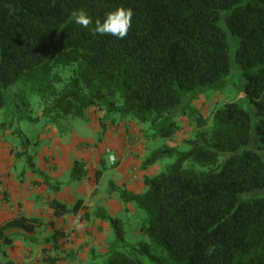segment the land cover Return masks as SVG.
I'll return each instance as SVG.
<instances>
[{"label": "trees", "instance_id": "trees-1", "mask_svg": "<svg viewBox=\"0 0 264 264\" xmlns=\"http://www.w3.org/2000/svg\"><path fill=\"white\" fill-rule=\"evenodd\" d=\"M119 7L134 13L122 40L93 35L70 20L72 11L84 9L103 22ZM232 63L255 104V131L264 145V0H0V109L18 85L27 90L22 103L31 107L37 96L50 122L84 119L95 107L102 126L109 117L115 124L135 118L154 138L174 137L184 118L194 122L193 136L183 139L189 148L164 144L143 160L147 169L172 159L143 175L144 190L119 189L142 212L148 240L128 242L123 220L103 206L80 213L83 198L71 205L56 195L48 199L56 218L93 216L113 228V242L90 264H264V196L253 192L264 189V157L249 147L252 116L236 100L217 106L210 118L200 105L223 85ZM22 136L16 155L26 156L40 182L58 192L61 182L37 166L28 152L31 138ZM87 174L85 162L75 159L71 176ZM101 174L102 168L97 180ZM40 223L33 216L8 219L0 238L11 244L9 231L31 233ZM64 235L55 228L52 238Z\"/></svg>", "mask_w": 264, "mask_h": 264}, {"label": "rangeland", "instance_id": "rangeland-1", "mask_svg": "<svg viewBox=\"0 0 264 264\" xmlns=\"http://www.w3.org/2000/svg\"><path fill=\"white\" fill-rule=\"evenodd\" d=\"M232 38L235 49L237 39ZM244 83L241 69L232 63V69L223 85L202 96L201 111L204 116L210 118L217 106L227 101H238L250 112L254 123L249 147L264 157V145L255 131L258 115L255 104L245 96ZM30 89L37 91L33 87ZM26 91L18 85L11 87L7 93L8 103L0 109V160L10 165L14 178L23 179L30 187L38 189L43 196L58 194L70 205L78 198H83L85 208H82L80 213L103 206L123 220L128 242L148 240L147 234L141 230L142 212L139 213L135 202L124 201L119 196V189L125 187L138 192L144 190L143 175L160 171L172 159H160L147 169L141 168L143 160L155 148L164 144L189 148L190 145L183 139L193 136L194 122L184 118L182 128L170 138H154L146 128L148 124L135 118L122 119L115 124L109 117L106 118V126H102V110L95 107L88 110L87 118H60L50 122V116H42L43 105L38 103L37 96L30 98L31 107L22 103V99L26 98H21L20 95L25 96ZM29 115L40 118L33 120L28 118ZM19 129L22 130L21 134L15 131ZM23 134L31 138L28 152L34 155L37 166L41 167V164L46 163L47 173L61 182L59 192L53 194L51 189L40 188V175L29 169L26 156L16 155V151L23 145ZM110 153L116 156L114 163L111 162ZM75 159L85 162L88 167L86 176H71ZM100 168L102 174L97 180L96 171ZM4 192L6 190L0 181V198L3 203H7L9 207L13 206L19 214L28 209L21 203H10V193ZM253 192L255 195L264 196V189ZM44 206L40 216L41 223L33 234L13 229L9 231V235L14 239L11 244L4 243L0 238V264H90L92 256L104 252L113 242L115 233L108 222L93 216L79 219L73 213L60 218L54 216L51 220L53 216L47 212L49 204ZM7 218L9 217L5 216L3 220ZM55 228L65 233L57 242L52 238ZM72 252L73 256L60 262L65 255ZM52 258L56 259L55 263Z\"/></svg>", "mask_w": 264, "mask_h": 264}, {"label": "crops", "instance_id": "crops-1", "mask_svg": "<svg viewBox=\"0 0 264 264\" xmlns=\"http://www.w3.org/2000/svg\"><path fill=\"white\" fill-rule=\"evenodd\" d=\"M0 157H1V155H0ZM41 168L45 170L47 168L46 163H45V165L41 164ZM21 180L20 179L16 180V178H14V174H12L10 172V165H8V164H6L0 160V181H1V186H4V188L6 190V192H4V193H10V195H11L10 203H21L25 207L28 208L26 211L19 214V212L16 209L14 210L13 206L9 207V205H6L7 203L6 204L3 203V201L0 198V224L3 223L4 221L8 220V219H11V218H14L17 216H21V215H25L27 217L33 216V217H39L40 218L41 213H42V208L45 207L44 206L45 204H48V199L53 196V195L43 196V195H41L40 192L37 191L38 189H36L35 187L34 188L30 187L27 182L23 181V179H21ZM40 188H47V186L44 183H42ZM52 193L54 194V192H52ZM42 196H43V199H41ZM56 196L58 198L64 200V201H66L64 197H61L58 194ZM43 201L45 203H43ZM11 209H13V210H11ZM48 211L52 214L53 217L51 220H53L54 211H53V208L50 207V205H49L47 212ZM5 216H7L9 218H7L6 220H3V218H5ZM30 234H33V232H31ZM64 260H66V259H63V260L61 259L60 262H64Z\"/></svg>", "mask_w": 264, "mask_h": 264}, {"label": "clouds", "instance_id": "clouds-1", "mask_svg": "<svg viewBox=\"0 0 264 264\" xmlns=\"http://www.w3.org/2000/svg\"><path fill=\"white\" fill-rule=\"evenodd\" d=\"M133 15L131 8L119 7L115 11L107 13L103 22L100 19L93 22V18L87 11L79 9L71 12L70 20L85 29H90L93 35H110L122 40L127 37L132 27ZM212 251L213 249L209 248V254Z\"/></svg>", "mask_w": 264, "mask_h": 264}, {"label": "built area", "instance_id": "built-area-1", "mask_svg": "<svg viewBox=\"0 0 264 264\" xmlns=\"http://www.w3.org/2000/svg\"><path fill=\"white\" fill-rule=\"evenodd\" d=\"M108 151H109V148H108ZM109 157H110V159H111V162L114 163V161H115V159H116L115 154H114V153H110V154H109Z\"/></svg>", "mask_w": 264, "mask_h": 264}]
</instances>
